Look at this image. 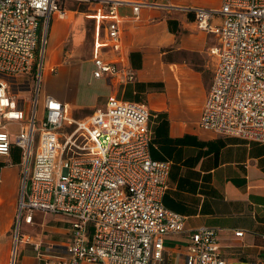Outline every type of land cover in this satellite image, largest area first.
Wrapping results in <instances>:
<instances>
[{"label":"built area","instance_id":"1","mask_svg":"<svg viewBox=\"0 0 264 264\" xmlns=\"http://www.w3.org/2000/svg\"><path fill=\"white\" fill-rule=\"evenodd\" d=\"M101 1L112 16L103 42L118 57L98 54L93 75L127 84L137 74L123 58L117 8L126 0ZM131 3L137 19L149 2ZM61 7V0H0V154L18 146L23 158L12 264L21 241L33 245L37 264H232L217 227L186 228V215L163 203L171 161L151 155L145 102L111 95L105 106L75 117L48 93L39 114L47 30ZM195 11L199 27L216 36L209 50L217 56L200 126L264 143V0H222L219 8ZM38 210L70 220L68 242L45 244L21 231ZM182 232V262L168 261L165 241Z\"/></svg>","mask_w":264,"mask_h":264},{"label":"crops","instance_id":"2","mask_svg":"<svg viewBox=\"0 0 264 264\" xmlns=\"http://www.w3.org/2000/svg\"><path fill=\"white\" fill-rule=\"evenodd\" d=\"M132 1L149 2L142 5L137 19ZM61 4L47 30L39 103L51 93L69 105L72 115L85 117L105 106L111 95L145 102L151 113V155L171 161L163 203L186 215V228L217 227L221 252L232 264H264V143L219 134L199 124L217 56L209 50L216 36L199 27L195 9L219 8L222 0L119 4L123 58L137 74L127 84L93 75L98 54L118 57L103 42L112 18L108 7L101 0H61ZM11 127L16 130L18 124ZM22 159L18 146L0 154V264H12ZM34 218V224L22 222V232L45 244L69 241L71 225L55 224L54 213L38 210ZM241 229L243 235H236ZM186 242L187 232L168 237L167 260L182 262ZM15 264H37L31 243L20 242Z\"/></svg>","mask_w":264,"mask_h":264},{"label":"rangeland","instance_id":"3","mask_svg":"<svg viewBox=\"0 0 264 264\" xmlns=\"http://www.w3.org/2000/svg\"><path fill=\"white\" fill-rule=\"evenodd\" d=\"M32 82L34 84L35 80H33ZM32 93H33L32 91H30V92L29 91H25L21 95H27V94L33 95ZM21 97H23V96H21ZM38 112H39L40 115H42V104H39ZM63 217H65V216L62 215L61 213L54 212V223L59 225V226H61V227H65V226L71 225L70 220L67 219L66 217H65V219H66L65 220V219H63Z\"/></svg>","mask_w":264,"mask_h":264}]
</instances>
